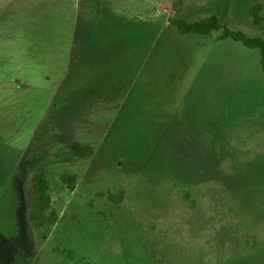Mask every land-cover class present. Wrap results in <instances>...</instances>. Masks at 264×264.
Segmentation results:
<instances>
[{
	"label": "rangeland",
	"instance_id": "obj_1",
	"mask_svg": "<svg viewBox=\"0 0 264 264\" xmlns=\"http://www.w3.org/2000/svg\"><path fill=\"white\" fill-rule=\"evenodd\" d=\"M210 15L264 38V0H0V264H264L261 55L171 23Z\"/></svg>",
	"mask_w": 264,
	"mask_h": 264
},
{
	"label": "trees",
	"instance_id": "obj_2",
	"mask_svg": "<svg viewBox=\"0 0 264 264\" xmlns=\"http://www.w3.org/2000/svg\"><path fill=\"white\" fill-rule=\"evenodd\" d=\"M262 5L256 4L251 9L252 23L254 26L262 22ZM171 23L177 27L180 34L185 35H202L211 36L213 32H220L217 40L232 39L240 42L250 49H257L261 55V68L264 73V38L261 36H248L240 30H232L226 24L222 23L218 16L210 15L196 21H187L183 18L173 19ZM62 180L65 185L71 190L74 189L77 177L76 175L64 174ZM264 182V181H262ZM263 191L264 184L262 183ZM30 200L27 207L28 218L36 231H43L45 235L50 234V231L59 219L58 211L53 207V198L50 190V178L45 172L36 173L31 179V189L29 191ZM186 197L190 193H185ZM251 229V225H248ZM258 240V238L256 239ZM242 247H255V241L244 242Z\"/></svg>",
	"mask_w": 264,
	"mask_h": 264
}]
</instances>
